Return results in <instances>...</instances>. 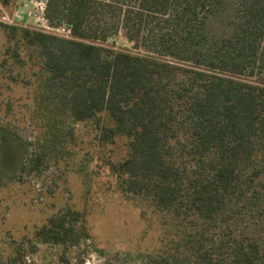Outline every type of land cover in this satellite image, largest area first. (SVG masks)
Segmentation results:
<instances>
[{
	"label": "trees",
	"instance_id": "trees-1",
	"mask_svg": "<svg viewBox=\"0 0 264 264\" xmlns=\"http://www.w3.org/2000/svg\"><path fill=\"white\" fill-rule=\"evenodd\" d=\"M57 3L70 38L2 25L39 51L34 116L89 121L102 145L123 138L121 159L100 160L163 227L139 261L114 252L103 264H264V0ZM118 32L133 51L105 44ZM0 137L19 139L3 125ZM39 141L24 148L29 170L51 153ZM35 237L73 248L89 234L82 213L65 209Z\"/></svg>",
	"mask_w": 264,
	"mask_h": 264
},
{
	"label": "rangeland",
	"instance_id": "rangeland-1",
	"mask_svg": "<svg viewBox=\"0 0 264 264\" xmlns=\"http://www.w3.org/2000/svg\"><path fill=\"white\" fill-rule=\"evenodd\" d=\"M0 16L8 17L0 20V126L19 135L13 145L0 137V264H75L78 259L103 264L114 252L139 261L157 249L164 235L160 214L148 201L121 194L100 160L108 155L121 159L124 139L102 145L89 121L60 124L45 120L43 110L34 116L39 51L21 40L20 30L9 38L2 26L57 33L64 26L57 0H0ZM105 44L133 49L122 32ZM46 137L51 153L29 170L24 148L28 154L39 151L37 142ZM65 209L82 213L89 238L81 237L73 248L39 242L35 231Z\"/></svg>",
	"mask_w": 264,
	"mask_h": 264
},
{
	"label": "built area",
	"instance_id": "built-area-1",
	"mask_svg": "<svg viewBox=\"0 0 264 264\" xmlns=\"http://www.w3.org/2000/svg\"><path fill=\"white\" fill-rule=\"evenodd\" d=\"M23 14H25V13H23ZM30 14H31L30 12H26V15L29 16ZM7 19H8V17H6V16H0V20H2V21H5ZM43 32H45V31H43ZM55 32H57V33H51V34H55L57 36H61V37H65V38H70V36H71L70 28H68L66 25L62 26L59 29V31H55ZM47 33H50V32H47Z\"/></svg>",
	"mask_w": 264,
	"mask_h": 264
}]
</instances>
